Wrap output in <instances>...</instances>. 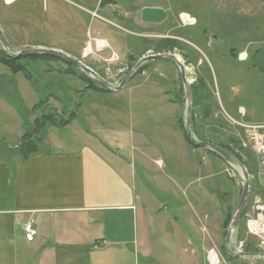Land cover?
Segmentation results:
<instances>
[{
  "label": "rangeland",
  "instance_id": "rangeland-1",
  "mask_svg": "<svg viewBox=\"0 0 264 264\" xmlns=\"http://www.w3.org/2000/svg\"><path fill=\"white\" fill-rule=\"evenodd\" d=\"M59 2L65 10L61 23L53 20L50 0L11 2L0 0V28L4 36V46L17 52L29 47L51 48L63 46V43L66 46L65 41H68L69 44L73 43L72 45L83 48L84 54L88 48L89 52H86V55L95 54L90 58L96 60L88 66L113 85L122 79L123 73H127L141 56L156 53L175 54L185 66L187 80L191 84L197 82L199 87H202L195 88L196 98L192 106V118L195 120L192 121L193 132L197 138L213 142L226 149L235 158L238 157L249 174V197L243 217L236 227L238 232L234 235L236 249L241 246L243 252H264L259 237L250 234L246 228V220L254 215L255 198L261 195L264 199V188L258 174V156L248 142L246 131L232 124L224 114V112L230 113L229 106L238 102L249 104L264 112V57H258L259 51H264L263 41L261 44L258 43L260 47L256 50L258 53L252 58L253 60L247 58L244 61V49L251 50L257 46L250 35L251 29L264 31V0H159L157 5L166 10L167 17L158 24H147L142 20L137 22L139 8L147 5L145 0L69 1L74 5L63 0ZM107 2L124 6L121 16L113 23L116 26L106 23L107 19L99 11L101 5ZM90 23H98L111 30L114 32L113 37L126 35L121 26L133 28L134 35H130L134 38L131 53L123 58L118 54L117 60L107 62V58L101 54L108 47L100 48V44L105 40L99 37H104L111 43V34L90 32L88 27ZM64 29L70 30V38H65ZM169 47L171 50L168 49ZM156 49L161 51L158 52ZM27 56L29 55L21 58ZM111 56L112 53L109 58ZM17 61L25 67L26 73L13 72L0 63V98L8 97L7 101L26 115L33 93L39 102H50L49 107L44 106V103L37 104V112L59 107L60 110L68 113L72 108L70 113L75 112L78 115L76 124L81 128H87L90 123L85 108L88 109L91 102L106 104L114 96L106 95L107 92L87 89L83 78L85 74L57 58L48 60L38 57ZM120 66H123V70L116 72V68ZM107 67L108 71H106ZM140 68V71L136 72L125 85L126 87L121 89L122 93L113 97V103L118 104L119 108L126 106L128 110L136 105L135 103H139L138 101L141 102L140 105L146 103L145 96H149L152 101H170L174 105L173 111L180 109L183 117L186 91L180 79L178 66L173 61L149 60ZM110 72L116 75L111 76ZM154 76L156 79L151 82ZM91 81L94 85H99L95 80L91 79ZM250 97L257 101L254 103ZM2 110L0 106V111ZM67 117L68 115L64 118ZM14 126L15 122L11 128ZM49 126L45 123L35 127L34 123L33 127L26 125V129L29 130V136L35 139L33 141L37 142L44 137ZM11 128L3 129L2 132H7ZM12 133L13 131H9V134ZM53 133L57 138L56 145L71 139L76 142V146L83 143L70 132L69 128L54 129ZM36 144L39 149L47 148L41 142ZM4 145L5 143L0 139V146ZM188 146L189 149L197 148L189 143ZM200 151L202 154H195V160L197 164H203L202 170H199L201 173L197 175V179L190 180V177L188 182L182 185L173 177H165V169L174 170L176 167L173 156L169 160L161 157V160L156 159V162L153 157L128 158L134 165L137 187L140 188L141 185L145 187L140 198L144 200L143 195L146 194L156 203L160 202L161 210L166 201H187V204H190L187 206L190 214L197 212L194 201H219L220 237L219 244L214 242L213 246L217 248L215 251L222 255L224 263L233 261L232 264H264V258L248 257L237 260L227 255V250L224 248L226 224L231 221L241 197L243 187L241 171L237 165L227 162L209 149L202 148ZM191 158H189L190 162L193 161ZM8 225L10 226V223L6 228H9ZM6 228L0 227V250L6 243L4 238L8 232ZM203 235L206 236L205 230ZM207 240L208 243L204 242V245H209L211 242V238ZM2 256L0 254L1 258Z\"/></svg>",
  "mask_w": 264,
  "mask_h": 264
},
{
  "label": "crops",
  "instance_id": "crops-1",
  "mask_svg": "<svg viewBox=\"0 0 264 264\" xmlns=\"http://www.w3.org/2000/svg\"><path fill=\"white\" fill-rule=\"evenodd\" d=\"M50 1L53 20L61 23L65 10L59 0ZM63 1L73 4L69 2L72 0ZM143 6L138 10L137 22L141 20L139 12ZM122 10V4L113 2H107L99 9L107 19L106 23L115 26L113 23L121 16ZM88 27L92 33L111 34V43L99 37L110 46L102 56L108 58L111 50L121 58L131 53L133 28L121 26L126 35L113 37L114 32L101 24L90 23ZM64 31L65 38H70V30ZM250 35L257 46L251 50L244 49V61L247 58L253 60L260 47L258 43L263 41L264 45L263 30L251 29ZM65 42L66 46L63 43V46L51 48L59 49L87 66L96 62L90 58L95 54L86 55L83 48ZM259 52L258 57H264V51ZM155 79L154 76L151 82ZM121 93L122 90L105 94L117 96ZM113 97L106 104L91 102L88 109L85 108L90 123L87 128L76 124L78 115L75 112L69 123L50 125L44 137L37 138L36 142L47 148L39 149L36 144L34 152L26 158L21 157L19 148L22 136L29 131L26 125L33 127L36 118L45 113L69 116L72 108L68 113L59 107L37 112V104L44 103L49 107L50 102H39L31 93L26 115L7 101L8 97L0 98L3 108L0 111V139L5 143L0 146V227L6 228L10 223L4 235L6 243L0 250L3 255L0 264H209L205 250L214 247V242L219 244L220 202L194 201L197 212L190 214L187 201H166L161 210L160 202L156 203L146 194L143 195L144 200L140 198L145 187H137L134 165L128 160L130 157H153L156 162L161 157L169 160L173 156L176 167L174 170L165 169V177H173L180 185L188 182L190 177V180L197 179L203 164H197L195 154H202L200 150L206 148L197 146L189 149L183 134L186 106L181 117L180 109L174 112L170 101H152L145 96L146 103L140 105L138 101L127 110L126 106L119 108L114 104ZM250 100L257 101L252 97ZM229 107L231 112L226 113L230 117L264 123V112L249 104L238 102ZM238 107L244 108V115L238 113ZM14 122L15 126L11 128ZM9 128L12 134L2 132ZM59 128H69L83 143L76 146L71 139L56 145L53 130ZM190 128L194 137L200 140L193 132L191 121ZM188 155L189 158L194 157L192 162ZM257 198L264 202L263 196ZM29 220L36 229L32 241L25 240L23 236V224ZM204 230L206 236L203 235ZM237 232L238 228H235L229 237L228 248L232 252H236L234 235ZM208 238L211 242L204 245ZM214 248L217 250L216 246ZM219 256L222 260L219 264H232L233 261L224 263L220 253ZM248 257L232 256L237 260Z\"/></svg>",
  "mask_w": 264,
  "mask_h": 264
},
{
  "label": "water",
  "instance_id": "water-1",
  "mask_svg": "<svg viewBox=\"0 0 264 264\" xmlns=\"http://www.w3.org/2000/svg\"><path fill=\"white\" fill-rule=\"evenodd\" d=\"M147 2V5H144L140 10V19L144 22H161L166 17V10L161 7L157 6L159 0H145ZM0 51L4 53L7 56H11L14 58H20L22 56L26 55H32V54H45L49 55L58 59L63 60L64 62L74 66L75 68L82 71L85 75L90 77L91 79L95 80L101 87H104L109 90L113 91H119L126 83L127 81L136 73L137 69L146 61H161V60H167V61H173L179 68V75L180 79L183 83L184 89L186 91V117H185V130L188 139L199 147H204L206 149H209L216 154H218L221 158L226 160L227 162L231 164H235L240 168L241 176L243 179V187H242V193L239 200V203L232 215L231 221L229 222V225L227 227V235H226V249L228 253L232 256H245V257H264V252H242L240 254H235L228 248V241L231 234V231L234 230L237 225L239 224V221L243 217L245 206L248 201L249 192H250V179L249 174L245 168V166L233 155L230 153L224 151L220 147L204 140H197L190 128V121H191V114H192V106H193V94H192V88L191 83L187 80L185 75V66L179 61L177 56L175 54L171 53H156V54H149V55H143L141 56L136 63L125 73L123 78L121 79L120 83L118 85H113L109 83L106 79L102 78L99 74H97L93 69H91L89 66L85 65L83 62H81L78 59H75L65 52L54 49V48H46V47H29L26 49H22L19 52H12L8 50L4 46V36L0 28Z\"/></svg>",
  "mask_w": 264,
  "mask_h": 264
},
{
  "label": "built area",
  "instance_id": "built-area-1",
  "mask_svg": "<svg viewBox=\"0 0 264 264\" xmlns=\"http://www.w3.org/2000/svg\"><path fill=\"white\" fill-rule=\"evenodd\" d=\"M105 43L103 47H108V43L106 41H102ZM102 48V47H100ZM99 48V49H100ZM104 49V48H103ZM112 56L111 58H107L106 61L111 63L113 60H117L119 58L118 54L111 50ZM116 72L120 69L123 70V66L117 67ZM109 68H106V71H108ZM115 72V73H116ZM121 72V71H120ZM125 73V72H124ZM111 76H115L116 74L110 72ZM113 74V75H112ZM110 76V77H111ZM118 83V81H117ZM115 83V85L117 84ZM238 113L241 115H244V108L238 107ZM225 116L228 118V120L238 126L239 128H242L246 131V135L249 139V144H251V147L254 149L255 153L258 156V174L260 177L261 184L264 188V123H254V122H248L242 119H235L233 117H230L227 113H225ZM254 208L253 212L254 215L246 220V228L247 231L250 234H254L259 237V242L262 246H264V203L261 199H255L254 201ZM36 235V229L33 225V222L31 220L26 221L23 224V236L24 239L27 241H32ZM216 249L214 247H211L206 252V259L209 264H219L220 260L218 262V256L219 254L215 251ZM215 251V252H213ZM237 252H242L241 246H239L236 249ZM213 260L215 262H213Z\"/></svg>",
  "mask_w": 264,
  "mask_h": 264
},
{
  "label": "trees",
  "instance_id": "trees-1",
  "mask_svg": "<svg viewBox=\"0 0 264 264\" xmlns=\"http://www.w3.org/2000/svg\"><path fill=\"white\" fill-rule=\"evenodd\" d=\"M170 42H172V41H170ZM158 47H160V46H158ZM168 49L171 50L170 47ZM156 51L160 52L161 50L160 49H156ZM38 57H40L42 59H48V60L49 59H52V58H55V57H52V56H49V55H45V54H32V55H29V56H27L25 58H21V57L20 58H13L11 56L5 55L4 53H2L0 51V63L3 64V65H5V66H7V67H9L13 72H23V73H26L25 67L22 66L21 64H19V61H17V60H20V59H22V60L23 59L24 60L36 59ZM68 65H70V64H68ZM139 68L137 69L136 72L140 71ZM83 78L85 79V83L87 85V87H86L87 89H90L91 88V89H93L95 91L110 92L109 90L105 89L104 87H101L99 85H94L92 83L91 79L88 78L86 75H84ZM195 84L194 83L191 84V87L194 88V90L192 89V93H193V104L195 103V98H196L195 88H202V87H199V84L197 82H195ZM74 116H75L74 112H71L67 118H64L65 116L62 117V116H60L58 114H54V113H45L42 116H38L36 118V120H35V127H40V126H42L45 123L47 125L63 126L65 124L69 123L74 118ZM192 121H193V118H192V115H191V124H192ZM39 129H41V128H39ZM183 134L185 136L186 141L191 146L197 147L195 144H193L188 139L187 134H186V131H185L184 128H183ZM33 140H35V139H33L32 137L29 136L28 131L25 132V134L22 136L21 150H20L21 151V157L22 158H26V157H28L29 154H31V153L34 152L35 147H36V142H34ZM200 140H203V139H200ZM214 145L220 147L221 149H223V150H225L227 152V150L224 149V148H222L221 146H219L217 144H214ZM237 159L239 161H241L238 157H237ZM229 219H230V217H229ZM229 219L227 221H229ZM228 224H229V222H227L226 227L228 226ZM227 255L230 257V254L228 253V251H227Z\"/></svg>",
  "mask_w": 264,
  "mask_h": 264
},
{
  "label": "bare ground",
  "instance_id": "bare-ground-1",
  "mask_svg": "<svg viewBox=\"0 0 264 264\" xmlns=\"http://www.w3.org/2000/svg\"><path fill=\"white\" fill-rule=\"evenodd\" d=\"M6 1H7V2H11V1H13V0H6ZM156 5H157V4H156ZM157 6H158V5H157ZM166 17H167V13H166ZM166 17H165V19H166ZM165 19H164V20H165ZM104 44H105V43H102V44H100V45L103 46ZM104 46H105V45H104ZM34 48H36V47H34ZM25 49H26V48H25ZM87 49H88V48H87ZM87 49H86V51H85V54H86V52H89V51H87ZM8 50H9V49H8ZM10 51H11V50H10ZM20 51H21V50H20ZM12 52H13V51H12ZM17 52H19V51H17ZM147 55H149V54H147ZM62 61H63V60H62ZM81 62H82V61H81ZM65 63H66V62H65ZM144 63H145V62H144ZM144 63H143V64H144ZM67 64H68V63H67ZM124 75H125V73H123L122 78H123ZM134 75H135V74H134ZM134 75H133V76H134ZM133 76H132V77H133ZM132 77H131V78H132ZM131 78H130V79H131ZM130 79H129V80H130ZM129 80H128V81H129ZM120 81H121V79L118 81V83H117L116 85H118ZM128 81H127V83H128ZM127 83H126V84H127ZM126 84H125V85H126ZM116 85H115V86H116ZM125 85H124V86H125ZM124 86H123V87H124ZM123 87H122V88H123ZM122 88H121V89H122ZM105 89H106V88H105ZM121 89H120V90H121ZM107 90H109V89H107ZM110 91H113V90H110ZM192 94H193V93H192ZM191 115H192V114H191ZM213 252H215V251H213ZM215 253H216V252H215ZM234 253H235V254H240V252H237V251L234 252ZM231 256H232V255H231ZM219 260H220V258H219V256H218V262H219ZM213 262H215V261L213 260ZM220 262H221V260H220Z\"/></svg>",
  "mask_w": 264,
  "mask_h": 264
}]
</instances>
